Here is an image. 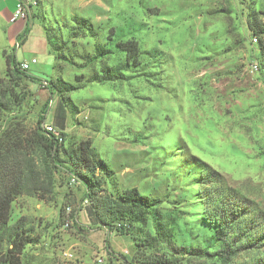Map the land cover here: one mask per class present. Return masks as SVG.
I'll return each mask as SVG.
<instances>
[{
	"label": "rangeland",
	"instance_id": "374dc122",
	"mask_svg": "<svg viewBox=\"0 0 264 264\" xmlns=\"http://www.w3.org/2000/svg\"><path fill=\"white\" fill-rule=\"evenodd\" d=\"M36 2L20 46L15 42L22 34L8 37L12 24L0 16V77L6 52L28 61L31 75L79 84L65 95L66 143L90 139L116 188L135 187L161 199L159 208L173 226L184 228L202 208L197 198L202 184H194L195 175L186 168L189 157L220 173L264 212V34L254 40L246 28L250 7L263 12L264 22V0ZM132 39L140 49L135 57L118 46ZM98 47L109 52L97 54ZM121 60L127 63V79L94 81L104 63L114 66ZM252 63L257 70L251 71ZM25 86L29 95L19 109L25 124L33 127L42 115L52 124L57 97L50 103L48 89L29 81ZM54 177L52 193L22 195L13 202L12 219L24 218L34 238L19 264H128L135 253L131 236L96 224L91 213L96 209L82 204L84 188L78 181L69 184L67 172L57 171ZM111 182L100 192L96 214L107 220ZM63 207L72 214L64 212L67 227L58 215ZM146 230L137 234L144 237ZM7 258L16 262L15 255Z\"/></svg>",
	"mask_w": 264,
	"mask_h": 264
},
{
	"label": "trees",
	"instance_id": "16d2710c",
	"mask_svg": "<svg viewBox=\"0 0 264 264\" xmlns=\"http://www.w3.org/2000/svg\"><path fill=\"white\" fill-rule=\"evenodd\" d=\"M261 13L252 7L247 12L246 28L254 37L264 34V22L259 16ZM82 21L88 24L87 20ZM26 31L20 37L21 43L25 40ZM46 38L48 44L55 47L48 35ZM118 46L126 48L129 57H135L140 52L134 39L120 42ZM96 51L101 55L109 52L100 47ZM4 56L6 71L4 77H0L1 263L19 264L18 257L24 256L25 246L34 241L30 236L32 228L26 227L24 218L12 219L13 202L22 195L43 198L52 193L55 173L64 170L69 177L75 176L83 186L88 205L96 209L91 210L96 216V224L105 226L111 232L131 236L135 253L130 261L125 260L128 264H183L193 259L211 264H264V212L227 184L220 173L195 157L186 158V168L195 175L194 184L199 181L202 184L197 189L202 208L201 212L195 214L194 220L184 223V228L178 224L173 226L159 208L161 199L142 195L135 187L123 191L116 188V183L111 179V169L98 157L90 139L66 143L65 95L77 90L79 84L57 76L45 80L46 85L43 86L44 80L22 70L14 55L4 52ZM125 64L122 60L114 66L104 63L94 81L103 83L127 79L123 74ZM26 81L38 83L48 89L51 98L57 97L52 122L56 132H47L42 127L43 115L38 116L33 127L25 124V117L19 113V109L29 95ZM72 110L75 112L76 107L72 106ZM108 179L112 181V186L107 185L110 189L105 200V212L109 216L107 220L96 214L100 192ZM64 212L65 207L58 211L62 224L66 220ZM144 228H147L145 236L140 237L137 232ZM138 249H157L162 250L163 254L138 255ZM7 255H15L16 262L9 260Z\"/></svg>",
	"mask_w": 264,
	"mask_h": 264
},
{
	"label": "built area",
	"instance_id": "2783aa9c",
	"mask_svg": "<svg viewBox=\"0 0 264 264\" xmlns=\"http://www.w3.org/2000/svg\"><path fill=\"white\" fill-rule=\"evenodd\" d=\"M37 4L36 0H17L16 5H15V9L13 10V12L10 15L9 21L14 23L17 20H26L29 17V14L32 11V7L35 6ZM254 40H256V37H254ZM31 62L34 63L36 62V59L32 58ZM20 68L24 71H27L29 69V62L28 61H21L20 62ZM250 69L251 71L257 70L258 69V65L257 63H252L250 64ZM43 86L46 85V81L44 80L43 82ZM52 98H50V103L52 102ZM42 127H44L45 130H47V132H56V128L53 124H48L46 122H44L42 124ZM77 183V178L73 175H71L69 177V184H75ZM83 205H88L89 202L87 199H84L82 202ZM67 217L70 215V207L66 208L65 211ZM70 224V220L68 218H66L65 222H64V226L67 227ZM104 252L106 254H109V250L107 248V246H105L104 248ZM65 256L71 257L72 254L65 252ZM97 262L100 263L102 262V259H97Z\"/></svg>",
	"mask_w": 264,
	"mask_h": 264
},
{
	"label": "crops",
	"instance_id": "0c3cea01",
	"mask_svg": "<svg viewBox=\"0 0 264 264\" xmlns=\"http://www.w3.org/2000/svg\"><path fill=\"white\" fill-rule=\"evenodd\" d=\"M16 2L17 0H0V16L3 17V19H5L8 23L12 24V26H10L7 32L8 37H12L13 35L23 34V32L25 31L26 27L29 24V19L32 14V11H31V13L29 14V17L26 20H17L14 23L10 22L9 18H10L11 13L15 9ZM25 40L23 42H25ZM20 41L21 40H18L15 43L18 44V46H20L21 45Z\"/></svg>",
	"mask_w": 264,
	"mask_h": 264
}]
</instances>
